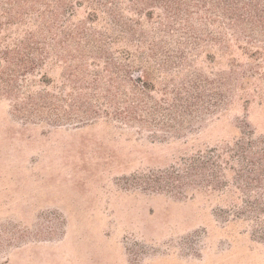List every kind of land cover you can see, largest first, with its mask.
<instances>
[{
  "label": "rangeland",
  "instance_id": "obj_1",
  "mask_svg": "<svg viewBox=\"0 0 264 264\" xmlns=\"http://www.w3.org/2000/svg\"><path fill=\"white\" fill-rule=\"evenodd\" d=\"M55 5L29 1L14 24L0 17L8 47L31 34L48 49L41 66L11 83L21 90L16 101L6 81L15 67L0 62V264H264V177L253 191L237 189L230 173L226 186L184 175L187 186L176 188L182 162L197 152L232 146L245 133L264 141V29L254 40L201 44L187 63L153 73L146 122H122L68 112L66 100L87 92L70 73L104 75V64L83 61L76 72L61 60L91 52L50 39ZM69 21L96 26L83 6ZM183 38L164 40L176 48ZM171 168L178 174L167 175Z\"/></svg>",
  "mask_w": 264,
  "mask_h": 264
},
{
  "label": "trees",
  "instance_id": "obj_2",
  "mask_svg": "<svg viewBox=\"0 0 264 264\" xmlns=\"http://www.w3.org/2000/svg\"><path fill=\"white\" fill-rule=\"evenodd\" d=\"M29 1L33 0H0V17L7 16L13 19L11 23L14 24L18 15L26 13L22 10ZM55 4L50 14L56 19V31L50 39L57 43L59 49L72 43L81 47V42L89 52H94L93 55H84L82 51L77 57L61 60L74 65L76 72L82 69L83 61L91 60L92 66L96 65V59H102L104 64V75L87 71L85 76L78 78V75L70 73L69 76L77 78L79 83H87L77 88L87 92L66 100L68 112L74 108L86 114L93 111L96 114L109 113L122 122H146L144 117L152 108L147 102V91L154 87L150 78L153 73L160 74L176 63H187L191 53L201 44L212 42L224 45L229 38L235 43L254 40L256 27L264 29V0H55ZM75 6H83L87 21L95 22L96 26L89 28L84 22L72 24L69 17L73 16ZM30 10L33 13L38 9ZM143 22L152 24V27L148 31L143 30ZM98 23L101 24L97 29ZM8 24L1 26L9 27ZM246 27L249 28L247 34ZM177 33L185 38L175 42L176 48L171 47V42L164 38L174 37ZM4 38L0 39V43H3L0 45V62L15 67V71L11 70V75H7L6 79L10 87L12 82H17L20 77L41 66L48 59V49L42 43L35 42L31 34L13 47H8L10 40L6 42ZM120 41L125 43L124 46L113 50ZM38 44L42 47H37ZM45 45L48 47V44ZM122 60L127 63L121 64ZM11 76L17 78L11 80ZM127 87L129 93L121 90ZM20 91V87H14L13 94H8H12L16 101ZM56 98L46 100V104L55 103ZM60 100L65 102L61 96ZM101 100L105 102V108L111 111L100 109L104 106L101 103L100 107L94 105ZM159 106L155 104L157 109ZM251 134L245 133L232 146L197 152V155L186 160L187 164L183 161L176 179V183L180 184L176 188L184 190L183 187L187 186L188 177L184 175H190L191 181L198 186H222L226 184L228 173L240 185L237 189L249 191L256 187L264 177V141L251 138ZM234 162H237V169ZM166 172L167 175L178 174L173 168ZM170 178L173 177H168L166 182ZM166 185L167 188L174 187L172 183ZM256 205L257 202H254L250 206L255 208Z\"/></svg>",
  "mask_w": 264,
  "mask_h": 264
}]
</instances>
